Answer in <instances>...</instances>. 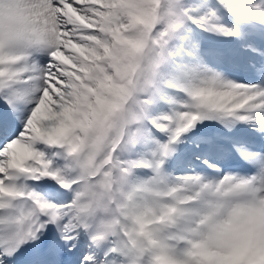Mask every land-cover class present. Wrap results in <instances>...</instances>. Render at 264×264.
<instances>
[{
    "label": "snow or ice",
    "instance_id": "1",
    "mask_svg": "<svg viewBox=\"0 0 264 264\" xmlns=\"http://www.w3.org/2000/svg\"><path fill=\"white\" fill-rule=\"evenodd\" d=\"M0 264H264V0H0Z\"/></svg>",
    "mask_w": 264,
    "mask_h": 264
}]
</instances>
